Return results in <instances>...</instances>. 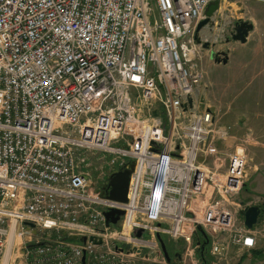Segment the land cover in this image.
I'll list each match as a JSON object with an SVG mask.
<instances>
[{
  "label": "built area",
  "instance_id": "obj_1",
  "mask_svg": "<svg viewBox=\"0 0 264 264\" xmlns=\"http://www.w3.org/2000/svg\"><path fill=\"white\" fill-rule=\"evenodd\" d=\"M212 1L0 0V264L18 240L23 264L166 260L158 234L184 255L206 239L211 264L252 253L264 207L248 228L246 154L216 156L229 132L201 99ZM88 149L109 171L134 161L127 202L91 186Z\"/></svg>",
  "mask_w": 264,
  "mask_h": 264
},
{
  "label": "rangeland",
  "instance_id": "obj_2",
  "mask_svg": "<svg viewBox=\"0 0 264 264\" xmlns=\"http://www.w3.org/2000/svg\"><path fill=\"white\" fill-rule=\"evenodd\" d=\"M235 1V4L230 5V2ZM253 0H223L222 6L220 7V14L218 16V11L216 12L215 18V26L214 29L211 31L208 36L207 40L210 42V46L212 44H216L219 42V37L225 33L227 36L229 34L227 28H231L236 22L238 21H248L254 15L255 10L251 8V3ZM264 2V0H260ZM237 5V7H236ZM234 6L235 9L231 10V7ZM222 8V9H221ZM254 8V7H253ZM264 16V15H263ZM264 18V17H263ZM225 30V32H224ZM209 31V30H208ZM210 32V31H209ZM215 35L217 36V40L214 38ZM211 49V48H210ZM203 49L201 51V65L204 70V79L202 84V90L205 93V96L208 100H211L212 105H216L217 108L215 109L213 106V111L215 113V120L217 124L224 127L228 132H230V136L227 138L223 148L218 146L223 150L224 155L227 154L228 151H231L238 142L241 141V138H258L260 140L259 144L256 146L260 149H264V128H252L249 125V119L246 123L242 124L238 127L234 124L232 118V111L237 107V102L240 100V92L246 93V91H250L252 89H259V87L264 86V79L261 80H238L234 79L232 73L226 68V65L220 64L219 66H209L207 65V61L211 59H204L205 52ZM211 57V56H210ZM212 61V60H211ZM248 98V97H246ZM203 102H206V99L203 97ZM240 106V105H239ZM248 106V104L243 105ZM241 107V106H240ZM236 112H240L239 110H235ZM248 115V111L245 112ZM228 116L231 118L229 121ZM162 117L166 119L164 113H162ZM224 122L227 124L225 125ZM236 135V139L234 140L233 136ZM241 137V138H240ZM240 140V141H239ZM248 151L249 159L247 160L248 166V176L246 177L244 189L239 193L238 197L241 202H250L260 204L264 207V197H255L253 195V191L250 190V182L252 179L256 181L257 184L264 186V176H260V174H264V150L260 152L258 155L259 157L252 155L253 153ZM246 151V152H247ZM81 160L83 159V163L85 165V169L89 174L91 186H97L106 182V175L109 172V154H104L103 151L97 149H88L81 151ZM253 156V157H252ZM257 164L258 172L257 175H252L253 173V166ZM53 236H55L53 234ZM17 243L11 248L9 259L7 260L6 264H23L24 259V247ZM171 243V242H170ZM264 245V244H263ZM168 247H170L168 245ZM264 247V246H263ZM174 248V250H172ZM170 249L171 251L170 256L171 260L169 264H199L198 258L199 255L196 253L184 255L183 253V245L181 243L177 244V247H173ZM177 253V254H176ZM254 254H250L248 256L243 255L238 259L235 264H264V253L260 256ZM208 260L211 261L212 259L209 258ZM143 261V262H142ZM235 262V261H234ZM168 264L166 260H162L160 257L154 259V257L150 254V259H138L135 260L133 264Z\"/></svg>",
  "mask_w": 264,
  "mask_h": 264
},
{
  "label": "crops",
  "instance_id": "obj_3",
  "mask_svg": "<svg viewBox=\"0 0 264 264\" xmlns=\"http://www.w3.org/2000/svg\"><path fill=\"white\" fill-rule=\"evenodd\" d=\"M223 0H220V7L222 6ZM235 4V1L230 2V5ZM251 8L255 10L254 15L252 18L248 20L252 24V29L248 32L246 40L244 42H240L237 40H233L229 34L226 36L225 33H223L219 37V42L217 45L214 43L209 48H205L207 50H204L205 56L204 59H211L207 61V65L209 66H219L220 64L226 65V68H229V72L232 73L234 79L238 80H261L264 79V2L260 0H253L251 3ZM219 7L218 10V16L221 12ZM237 7V5H236ZM254 7V8H253ZM222 9V8H221ZM235 9L234 6L231 7V10ZM216 18V15L214 17V20ZM216 28V24L214 25ZM231 29V28H230ZM227 28L226 31L229 32L230 30ZM214 31H216L214 29ZM225 32V30H224ZM211 48V49H210ZM225 51L227 54V62L226 63H218L214 60L213 57H210L211 51ZM264 85V84H263ZM240 100L237 102V107H234L235 109L232 111V118L234 117L233 122L238 127H240L242 124L246 123L249 119V125L252 128H264V86L259 87V89H252L250 91H246V93L240 92ZM206 99L207 103L204 102L206 105H208L212 111L217 108V106L214 104L212 105L211 100H208L205 96V93L202 91L201 99L203 101ZM248 97V98H246ZM248 104V106H243ZM241 107H240V106ZM212 106L215 108L213 110ZM235 110H239L240 112H236ZM248 111V115L245 113ZM215 112V111H214ZM229 121L231 118L228 116ZM225 125H227L224 122ZM223 125V124H221ZM230 136V132L228 137ZM227 137V138H228ZM227 138L222 142H216L214 144L216 156L225 158L226 154L224 155L223 148L225 142L227 141ZM234 140L236 139V135L233 136ZM241 138V137H240ZM240 141V140H239ZM260 140L257 138H250L249 140L246 138H241V141L237 143V145H241L244 149V152L246 154L247 160L249 159L248 151L249 149L250 153H253L252 155L256 156V158L259 157V153L263 152L264 149H260L256 146L258 145ZM220 146L221 148H218ZM247 151V152H246ZM230 152V151H228ZM227 152V153H228ZM252 156V157H253ZM248 164V163H247ZM248 166L246 165V174L248 176ZM258 167L257 164L253 166V173L252 175H257ZM246 176V177H247ZM260 176H264V174H260ZM250 190L253 191V195L255 197H264V186H261L256 183L254 179H252V182L249 183ZM264 231L259 232L257 237V246L255 249H252V254L260 256L262 253H264ZM11 250V249H10ZM237 247L232 246L231 252L236 253ZM243 255L247 256L246 254H240L237 258L235 263L239 261L238 259ZM256 256V257H257ZM9 259V256L7 257V260ZM234 263V264H235Z\"/></svg>",
  "mask_w": 264,
  "mask_h": 264
},
{
  "label": "water",
  "instance_id": "obj_4",
  "mask_svg": "<svg viewBox=\"0 0 264 264\" xmlns=\"http://www.w3.org/2000/svg\"><path fill=\"white\" fill-rule=\"evenodd\" d=\"M220 7V1L219 0H214L210 3H208L205 8H204V17L201 19L197 26H196V32L200 30L204 26H209L210 29H213V16L217 12V10ZM252 29V24L248 21H238L236 22L231 29L229 30V36L233 40H237L240 42H244L246 40L248 32ZM195 39L197 42H200L199 37L197 34L195 35ZM204 48H209L210 47V42L209 40H206L203 43ZM211 57L214 58V60L218 63H226L227 62V54L225 51H211ZM134 168V161H130L128 163V166L126 167H121L115 171H112L107 175V187H108V193L107 197L111 200L125 203L127 202V194H128V188H129V181H130V175L133 171ZM260 213V207L258 205H251L246 207L243 211V217H244V223L248 228H252L256 222L257 218ZM103 214L106 219V224L110 226H115L117 222L119 221L121 215L124 214V210L122 208H117V207H108L103 211ZM198 232L205 237V233L202 230L201 227H198ZM135 234L137 236H140L142 234V229H137L135 231ZM68 239L71 240H80L82 242L85 241L86 237H78L76 235H66ZM95 243H99V239H96L94 237H90ZM157 239L160 243L161 250L166 258L167 261H169L170 257L168 254V251L166 249L165 243L163 238L158 234ZM199 240L197 241V243ZM206 239L201 243L200 246V252H203L205 249V244H206ZM133 249V248H131ZM82 264L85 261V256H82Z\"/></svg>",
  "mask_w": 264,
  "mask_h": 264
},
{
  "label": "trees",
  "instance_id": "obj_5",
  "mask_svg": "<svg viewBox=\"0 0 264 264\" xmlns=\"http://www.w3.org/2000/svg\"><path fill=\"white\" fill-rule=\"evenodd\" d=\"M101 188H102V190H101L102 194H106V193L108 192L106 182L103 183V186H102ZM164 242H165L166 248H167V250H168V252H169L170 248L172 249L174 244L168 242L166 238L164 239ZM168 245H169L170 247H168ZM198 255H199L200 259H201L203 262H205V264H210V261L208 260V256H209V255H208V253H207V250H204L203 253H198ZM209 258H211V257H209Z\"/></svg>",
  "mask_w": 264,
  "mask_h": 264
},
{
  "label": "bare ground",
  "instance_id": "obj_6",
  "mask_svg": "<svg viewBox=\"0 0 264 264\" xmlns=\"http://www.w3.org/2000/svg\"><path fill=\"white\" fill-rule=\"evenodd\" d=\"M207 31V36L206 37H208V36H210L209 34H210V32L208 31V30H206ZM216 36V35H215ZM217 37V36H216ZM215 38V37H214Z\"/></svg>",
  "mask_w": 264,
  "mask_h": 264
},
{
  "label": "flooded vegetation",
  "instance_id": "obj_7",
  "mask_svg": "<svg viewBox=\"0 0 264 264\" xmlns=\"http://www.w3.org/2000/svg\"><path fill=\"white\" fill-rule=\"evenodd\" d=\"M204 250H206V247H205V249Z\"/></svg>",
  "mask_w": 264,
  "mask_h": 264
}]
</instances>
